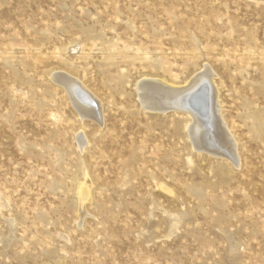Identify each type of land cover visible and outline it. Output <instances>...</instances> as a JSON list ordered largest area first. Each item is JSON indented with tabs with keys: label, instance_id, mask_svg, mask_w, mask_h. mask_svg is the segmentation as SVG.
<instances>
[{
	"label": "rangeland",
	"instance_id": "1",
	"mask_svg": "<svg viewBox=\"0 0 264 264\" xmlns=\"http://www.w3.org/2000/svg\"><path fill=\"white\" fill-rule=\"evenodd\" d=\"M0 264H264V0H0Z\"/></svg>",
	"mask_w": 264,
	"mask_h": 264
},
{
	"label": "bare ground",
	"instance_id": "2",
	"mask_svg": "<svg viewBox=\"0 0 264 264\" xmlns=\"http://www.w3.org/2000/svg\"><path fill=\"white\" fill-rule=\"evenodd\" d=\"M201 76L199 75L195 76L189 82L187 87H184L183 89L180 88V90H178V93L181 94L180 96L182 95L184 96L180 102L183 104V107L185 108V110H187L188 114L193 115V116L195 115V119L199 125L196 128V130H199V127L200 129H202V134H201V137L203 138L202 143L204 142L203 144L206 143L209 145V147L206 150H208L209 152L216 153V154L219 153L221 155L226 156L227 158L231 156L230 158L233 159L234 158L233 149H231L233 146L231 144V141L228 138L225 127L223 126V124L221 123V120L218 119V116H217L218 108H217L216 98L215 96L212 95L211 86L208 83L202 84V85L199 84ZM73 87H75V85ZM76 96L80 102L88 105L87 103L89 102V99L87 98L86 94L83 92V89ZM90 112L92 111L90 110ZM203 118L205 119L204 128H202L201 126L203 124L202 123ZM204 129L206 130V136L203 135L205 132ZM230 145H231V148H229V150H226L225 147L230 146Z\"/></svg>",
	"mask_w": 264,
	"mask_h": 264
}]
</instances>
